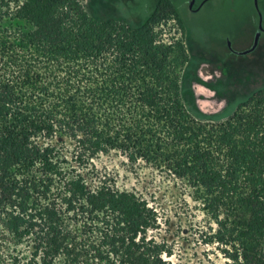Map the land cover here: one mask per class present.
I'll return each mask as SVG.
<instances>
[{"label":"trees","instance_id":"trees-1","mask_svg":"<svg viewBox=\"0 0 264 264\" xmlns=\"http://www.w3.org/2000/svg\"><path fill=\"white\" fill-rule=\"evenodd\" d=\"M110 8L0 0V264H172L158 202L98 166L113 156L178 185L222 264H264V85L206 115L166 15Z\"/></svg>","mask_w":264,"mask_h":264},{"label":"flooded vegetation","instance_id":"flooded-vegetation-1","mask_svg":"<svg viewBox=\"0 0 264 264\" xmlns=\"http://www.w3.org/2000/svg\"><path fill=\"white\" fill-rule=\"evenodd\" d=\"M214 1L148 0L141 5V18L169 16L184 35L188 55L185 65L192 61L193 68L191 99L206 115L219 114L240 95L252 92L255 96L256 89L264 85V0H248L251 14L233 27L228 25L199 37L191 25L192 17L215 11ZM233 1L229 0L231 4ZM134 14L124 12L121 18H136ZM221 101L225 106L215 112Z\"/></svg>","mask_w":264,"mask_h":264},{"label":"rangeland","instance_id":"rangeland-1","mask_svg":"<svg viewBox=\"0 0 264 264\" xmlns=\"http://www.w3.org/2000/svg\"><path fill=\"white\" fill-rule=\"evenodd\" d=\"M8 1L11 5L20 2V0ZM77 1L81 8H85L88 4L94 5L96 0ZM145 1L148 0H107L108 8L115 3L114 11L117 9L122 13H135V19L141 18L143 14L141 12H144L141 5ZM213 3L216 6L215 11L208 10L192 17L191 25L199 37L207 35L208 31L221 30L228 25L233 27L235 22L251 14L248 0H235L233 4L229 0H217ZM204 18L205 23L202 22ZM170 20L169 16L158 18L154 32L164 44L171 46L172 52L175 53L180 49L187 54L186 39ZM121 162V158L113 156L101 161L98 166L105 167L114 176L116 187L125 190L135 189L147 198L151 197L155 203L158 202L156 204L162 224L155 235L159 240H165L173 246L175 255L170 259L172 264H209L208 260L222 264L223 260L219 256L215 257L217 254L215 247H205L199 243L197 232L205 231L207 221L201 211L196 209L197 204L183 195L178 185L162 181L157 173L143 165L135 167L133 173H128Z\"/></svg>","mask_w":264,"mask_h":264},{"label":"water","instance_id":"water-1","mask_svg":"<svg viewBox=\"0 0 264 264\" xmlns=\"http://www.w3.org/2000/svg\"><path fill=\"white\" fill-rule=\"evenodd\" d=\"M214 94V92L212 93V95ZM225 106V101H221V103H220V106H219V108H218V110H216L215 112H217V111H219V110H221L223 107Z\"/></svg>","mask_w":264,"mask_h":264}]
</instances>
